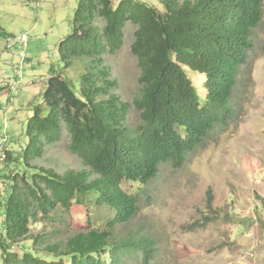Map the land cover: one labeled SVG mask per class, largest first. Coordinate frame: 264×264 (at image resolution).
<instances>
[{"label": "trees", "instance_id": "trees-1", "mask_svg": "<svg viewBox=\"0 0 264 264\" xmlns=\"http://www.w3.org/2000/svg\"><path fill=\"white\" fill-rule=\"evenodd\" d=\"M161 3L164 11L135 0L118 6L112 0H79L73 31L58 52L65 68L88 57L89 69L81 76L79 93L63 76L49 79L47 108L35 106L27 122L26 172L0 180L2 189L8 185L7 199L0 197L3 264H123L131 250L142 253L144 264L154 258L150 239L118 242L113 231L135 218L141 192L162 164L182 167L211 132L233 121L231 100L239 72L264 16V0ZM98 18L105 23L102 29L95 26ZM128 23L137 28L131 50L141 71V92L131 103L115 93L118 81L104 65L107 53L122 48ZM192 73L205 76L203 95L195 89ZM132 108L142 120L134 135L127 127ZM62 125L70 135V152L84 169L61 175L32 166L46 144L60 141ZM1 152L13 159L9 150ZM124 183L138 185V190L126 191ZM75 205L89 215L87 232L70 237L64 246L46 247L45 256L33 249L11 251L29 236L32 220L58 208L69 212ZM101 211L107 215L98 221Z\"/></svg>", "mask_w": 264, "mask_h": 264}, {"label": "rangeland", "instance_id": "rangeland-1", "mask_svg": "<svg viewBox=\"0 0 264 264\" xmlns=\"http://www.w3.org/2000/svg\"><path fill=\"white\" fill-rule=\"evenodd\" d=\"M112 1L118 6L123 0ZM135 1L164 11L161 0ZM78 5L79 0H0L1 181L26 172L27 122L35 106L47 108L44 93L49 79L63 76L76 93L80 91L81 76L91 60L76 58L65 68L58 52L61 41L73 31ZM104 25L102 19L95 22L100 29ZM136 29L131 23L126 25L122 48L116 54L107 53L104 62L111 78L118 81L115 93L130 103L141 92V71L131 50ZM23 35L29 39L25 54L19 42ZM191 79L203 95L205 76L192 73ZM231 106L233 121L211 132L182 167L162 164L141 192L135 218L113 231L118 242L150 239L155 255L148 264H264V16L254 30L253 49L240 69ZM141 122L140 112L132 108L127 121L132 135ZM69 146L70 135L62 125L60 141L46 144L43 156L33 160L32 166L61 175L83 170ZM1 149L9 150L13 159L3 157ZM1 181L0 197L5 200L8 185L2 189ZM137 187L123 184L131 193ZM106 215L99 212L97 220ZM88 216L77 205L69 212L58 208L49 217L39 215L30 223L29 236L13 244L11 251L22 254L33 249L45 256L46 247L64 246L70 237L87 232ZM1 235L0 227V239ZM1 254L0 250L3 264ZM123 257V264H144L139 251L131 250Z\"/></svg>", "mask_w": 264, "mask_h": 264}, {"label": "built area", "instance_id": "built-area-1", "mask_svg": "<svg viewBox=\"0 0 264 264\" xmlns=\"http://www.w3.org/2000/svg\"><path fill=\"white\" fill-rule=\"evenodd\" d=\"M19 42L21 43L22 45V48H23V52L25 54V50L27 49L28 47V42H29V39H28V36L27 35H23L20 39H19ZM25 60V57H22V62ZM3 157L4 154L2 155Z\"/></svg>", "mask_w": 264, "mask_h": 264}, {"label": "crops", "instance_id": "crops-1", "mask_svg": "<svg viewBox=\"0 0 264 264\" xmlns=\"http://www.w3.org/2000/svg\"><path fill=\"white\" fill-rule=\"evenodd\" d=\"M26 51V50H25ZM24 53V52H23ZM23 57H25V56H23ZM26 59V58H25ZM20 63V62H19Z\"/></svg>", "mask_w": 264, "mask_h": 264}]
</instances>
